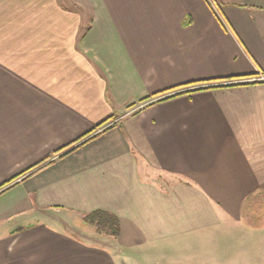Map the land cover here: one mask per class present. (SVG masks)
Listing matches in <instances>:
<instances>
[{
    "label": "crops",
    "instance_id": "obj_1",
    "mask_svg": "<svg viewBox=\"0 0 264 264\" xmlns=\"http://www.w3.org/2000/svg\"><path fill=\"white\" fill-rule=\"evenodd\" d=\"M240 190H264V0H0V264H230Z\"/></svg>",
    "mask_w": 264,
    "mask_h": 264
},
{
    "label": "rangeland",
    "instance_id": "obj_2",
    "mask_svg": "<svg viewBox=\"0 0 264 264\" xmlns=\"http://www.w3.org/2000/svg\"><path fill=\"white\" fill-rule=\"evenodd\" d=\"M240 192L244 208L250 205L254 198L258 199V201H255L254 217L248 215L249 218L246 221H231V224H236L238 227L231 229L230 232L228 262L230 264H264V190H261V192L256 190H240ZM253 221L256 222L257 226L260 225L259 227L262 230L260 237L256 236V239L250 235L252 234L251 227L254 224Z\"/></svg>",
    "mask_w": 264,
    "mask_h": 264
},
{
    "label": "trees",
    "instance_id": "obj_3",
    "mask_svg": "<svg viewBox=\"0 0 264 264\" xmlns=\"http://www.w3.org/2000/svg\"><path fill=\"white\" fill-rule=\"evenodd\" d=\"M98 135L93 136L90 139H94L96 138ZM89 139V140H90ZM89 140H86L84 142H82L81 144L69 149L68 151L62 153L58 159H62L64 157H66L67 155H69L70 153L76 151L79 147H81L82 145H84L85 143H87ZM47 159L43 160L41 163H39L38 165H36L35 169L33 172L29 173L27 177H30L36 173H38L39 171H41L42 169H44L45 167L51 165L52 163H54V161H51L47 164H44L45 161H47ZM84 222L87 223L90 226L95 227L96 231L99 234L108 236V237H113L116 238L119 236L120 234V225H119V221L117 219V217L109 212H105V211H94L91 212L89 214H86L83 218Z\"/></svg>",
    "mask_w": 264,
    "mask_h": 264
}]
</instances>
